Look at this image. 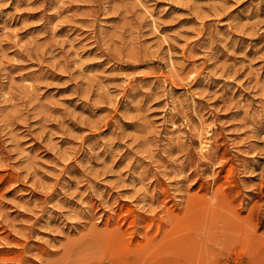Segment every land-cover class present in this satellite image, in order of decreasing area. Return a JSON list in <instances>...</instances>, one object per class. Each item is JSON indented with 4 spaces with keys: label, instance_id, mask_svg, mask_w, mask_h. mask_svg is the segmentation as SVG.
Returning a JSON list of instances; mask_svg holds the SVG:
<instances>
[{
    "label": "rangeland",
    "instance_id": "1",
    "mask_svg": "<svg viewBox=\"0 0 264 264\" xmlns=\"http://www.w3.org/2000/svg\"><path fill=\"white\" fill-rule=\"evenodd\" d=\"M140 1L0 0V264H264V0Z\"/></svg>",
    "mask_w": 264,
    "mask_h": 264
},
{
    "label": "bare ground",
    "instance_id": "2",
    "mask_svg": "<svg viewBox=\"0 0 264 264\" xmlns=\"http://www.w3.org/2000/svg\"><path fill=\"white\" fill-rule=\"evenodd\" d=\"M140 1V0H139ZM143 1V0H142ZM142 1H140V2H142ZM139 2V3H140ZM140 4H142V3H140ZM145 4V3H144ZM143 5V4H142ZM144 6H147L146 4L144 5ZM144 8H146V7H144ZM150 9V8H149ZM148 9V10H149ZM144 10V9H143ZM152 11V10H151ZM153 12V11H152ZM147 13V12H146ZM145 13V14H146ZM151 13V12H150ZM152 14V13H151ZM154 15H155V13H154ZM148 16H147V14H146V18H147ZM154 18V17H153ZM152 18V19H153ZM158 20V19H157ZM158 22H156V24H157ZM155 24V25H156ZM159 24V23H158ZM159 28V27H158ZM161 29V28H160ZM155 30H156V28H155ZM158 31V30H157ZM163 32V31H162ZM164 33V32H163ZM160 36V35H159ZM160 37H162V36H160ZM165 37V36H164ZM168 40V39H167ZM166 41V40H165ZM164 42V41H163ZM165 44V43H164ZM167 44V43H166ZM169 45V44H168ZM172 45V44H171ZM166 47H167V45H166ZM169 47V46H168ZM171 49H173V47L171 48ZM170 49V50H171ZM168 51H169V48H168ZM174 51V50H173ZM171 54V53H170ZM169 53L167 54V55H170ZM173 57V56H172ZM171 57V58H172ZM168 60H170V59H168ZM173 64V63H172ZM169 65V64H168ZM175 66V65H174ZM195 71H193V73H194ZM192 73H190V75H191ZM188 85V84H187ZM190 87V86H189ZM166 90V89H165ZM172 90V89H171ZM170 91V90H169ZM172 91H174V90H172ZM192 93V92H191ZM193 93H194V91H193ZM169 94H171L170 92H169ZM174 94V93H173ZM191 95H193V94H191ZM198 95V94H197ZM173 96V95H172ZM191 97H193V96H191ZM166 99V98H165ZM173 99V98H172ZM194 99V98H193ZM166 101V100H165ZM170 101H171V98H170ZM172 101H174V100H172ZM195 101V100H194ZM193 101V102H194ZM195 103V102H194ZM177 104V103H176ZM196 106V105H195ZM170 108V107H169ZM196 109V108H195ZM194 109V110H195ZM173 113H174V110H173ZM175 114V113H174ZM170 116H171V114H170ZM169 117V116H168ZM174 121V120H173ZM202 122H203V120H202ZM175 125V124H174ZM203 125V124H202ZM209 125V124H208ZM211 125V124H210ZM206 126V125H205ZM188 127V126H187ZM207 127V126H206ZM189 128V127H188ZM201 128V127H200ZM176 129V128H175ZM202 129H203V127H202ZM203 131V130H202ZM205 131V130H204ZM204 132H202V134H203ZM211 133V132H210ZM213 134V133H212ZM211 135V134H210ZM197 136V135H196ZM205 136V135H204ZM210 137V136H209ZM212 137V136H211ZM213 138V137H212ZM203 142V141H202ZM201 145V144H200ZM209 146V141H206L205 143H204V146H203V148H207ZM199 147V146H198ZM200 148V147H199ZM201 149V148H200ZM198 154V153H197ZM201 156V155H200ZM201 157H204V156H201ZM225 202V201H224ZM223 202V203H224Z\"/></svg>",
    "mask_w": 264,
    "mask_h": 264
}]
</instances>
